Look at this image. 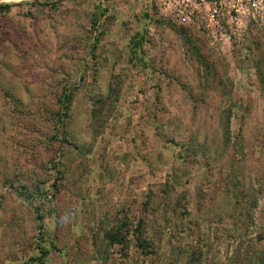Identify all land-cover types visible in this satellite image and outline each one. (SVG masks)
<instances>
[{"label": "rangeland", "instance_id": "rangeland-1", "mask_svg": "<svg viewBox=\"0 0 264 264\" xmlns=\"http://www.w3.org/2000/svg\"><path fill=\"white\" fill-rule=\"evenodd\" d=\"M2 4L0 264H264V24Z\"/></svg>", "mask_w": 264, "mask_h": 264}, {"label": "built area", "instance_id": "built-area-1", "mask_svg": "<svg viewBox=\"0 0 264 264\" xmlns=\"http://www.w3.org/2000/svg\"><path fill=\"white\" fill-rule=\"evenodd\" d=\"M184 7L200 4L207 10V25L226 36L225 30L242 31L245 21L264 24V0H180ZM224 32V33H223Z\"/></svg>", "mask_w": 264, "mask_h": 264}, {"label": "trees", "instance_id": "trees-1", "mask_svg": "<svg viewBox=\"0 0 264 264\" xmlns=\"http://www.w3.org/2000/svg\"><path fill=\"white\" fill-rule=\"evenodd\" d=\"M0 8L8 10L10 8V5L2 4L0 5ZM62 96L64 99L66 98V101H67L68 95L62 94ZM63 98H62V101H63ZM65 108L67 109V106H65ZM138 224H141V221H139ZM105 239L109 244H119V245L121 244L123 245L124 243H128L129 241L127 240V232H123L122 226H119V227L110 226V230L109 231L107 230V232H105ZM137 240L141 241V237L140 238L138 237Z\"/></svg>", "mask_w": 264, "mask_h": 264}]
</instances>
